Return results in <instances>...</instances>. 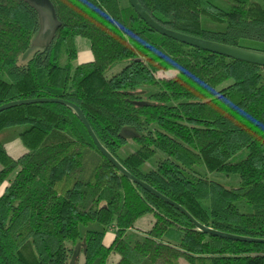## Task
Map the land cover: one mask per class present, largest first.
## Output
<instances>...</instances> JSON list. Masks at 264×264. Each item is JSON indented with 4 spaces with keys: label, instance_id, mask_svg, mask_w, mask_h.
Masks as SVG:
<instances>
[{
    "label": "trees",
    "instance_id": "trees-1",
    "mask_svg": "<svg viewBox=\"0 0 264 264\" xmlns=\"http://www.w3.org/2000/svg\"><path fill=\"white\" fill-rule=\"evenodd\" d=\"M49 1L54 38L20 64L39 14L27 0H0V105L75 103L127 170L200 223L264 238V66L162 35L128 0ZM139 1L166 28L264 51V0ZM76 36L89 40L92 59L73 66ZM20 124L26 152L13 156L0 140V264H72L77 248L83 264H264V243L199 231L121 174L70 107L0 112V132Z\"/></svg>",
    "mask_w": 264,
    "mask_h": 264
},
{
    "label": "water",
    "instance_id": "water-1",
    "mask_svg": "<svg viewBox=\"0 0 264 264\" xmlns=\"http://www.w3.org/2000/svg\"><path fill=\"white\" fill-rule=\"evenodd\" d=\"M30 3L33 4V6L36 8L39 14L40 18V28L39 33H37L36 36L42 35L41 29L43 24V17L41 14V4H51L49 0H27ZM130 5L134 8L135 12L141 17L142 20H144L151 28L155 29L157 32L161 33L162 35L171 37L175 40H178L182 43L188 44L193 47L201 48L203 50H207L210 52H214L220 55H224L229 58L250 62L254 64H258L261 66H264V51L259 50H253V49H247L242 47H236V46H230L227 44L207 40L204 38H200L197 36L185 34L183 32L175 31L169 28H166L162 26L159 22H157L151 15H149L146 10L143 8L139 0H128ZM52 5V4H51ZM53 7V5H52ZM54 9V7H53ZM55 13V10H54ZM56 17V14H55ZM58 26V20L56 17V25L53 26L50 29H47L46 32H44V36L41 38V44L39 45L40 48H46L53 40L56 28ZM33 39L32 43L33 45L36 42L37 37ZM31 43V45H32ZM36 102H58L62 103L68 107H70L79 117L85 128L87 129L88 133L90 134L94 144L97 146L99 151L106 157L108 160L119 170L121 174H123L125 177H127L131 182L141 185L145 190L149 191L153 195L157 196L158 198L162 199L163 201L173 205L176 207L180 212H182L185 216L189 218V220L194 225L195 229L202 231L206 234H211L214 236H218L220 238H226V239H232V240H238V241H245V242H261L264 243V238H255L250 236H242L237 235L229 232H224L220 230H216L214 228H211L209 226H206L202 223H200L195 217H193L182 205L175 202L174 200L170 199L166 195L162 194L158 190H156L153 186L148 184L147 182L139 179L135 175H133L129 170H127L118 160L117 158L111 154L103 146V144L98 139L97 135L95 134L93 128L91 127L87 117L81 110V108L76 105L75 103L61 99V98H54V97H36V98H26V99H18V100H12L6 103H3L0 105V112L8 109L10 107H14L17 105H23V104H29V103H36ZM121 135L123 137H131L136 135L133 129L131 128H124L121 131Z\"/></svg>",
    "mask_w": 264,
    "mask_h": 264
},
{
    "label": "rangeland",
    "instance_id": "rangeland-1",
    "mask_svg": "<svg viewBox=\"0 0 264 264\" xmlns=\"http://www.w3.org/2000/svg\"><path fill=\"white\" fill-rule=\"evenodd\" d=\"M121 2L123 4H126V0H121ZM41 14L43 17V24H42V29H41V34L42 35H38L36 36V42L35 44L31 45V47L24 52L23 54H21L19 56L18 59V63L20 64H24L26 63L35 53V50L37 48H40V44H41V38L44 36V32H46L47 29L52 28L53 26L56 25V17H55V13H54V9L52 7L51 4H41ZM203 24L207 27H212V28H216L218 27L216 24L211 23L209 20H207L206 18L203 17ZM39 33V31L37 32ZM75 41H76V47H77V51H78V57L76 58V60L73 61V66H76L77 64L85 61L86 59H90L89 57H91V49H90V43L89 40L87 38L81 37V36H76L75 37ZM88 57V58H86ZM125 64V61H120L117 64L113 65L111 68H109L107 70V74L110 75L116 71H118L123 65ZM140 90L142 92H153L155 91V88L151 87V86H142L140 87ZM28 126V124H20V125H13L10 126L4 130H2L0 132V140L3 141L5 143L6 146H9L12 142H14V138L16 137L17 131L25 129ZM19 139V138H18ZM20 140V139H19ZM22 143V142H21ZM22 146H24L22 144ZM121 154L125 155L126 151L122 150ZM240 157V156H239ZM148 165H144L143 168L146 169ZM216 177H219L220 179H224L223 176L220 175H216ZM149 216V215H147ZM147 218L146 216L141 218L138 222H137V226L141 227L143 224V220ZM114 234L112 232H109L105 235V243L108 244L111 242L112 238H113ZM114 254L111 255V257ZM110 257V258H111ZM84 262V253L80 251L79 248L76 249L74 255H73V259H72V264H83ZM110 264V262L108 263Z\"/></svg>",
    "mask_w": 264,
    "mask_h": 264
},
{
    "label": "crops",
    "instance_id": "crops-1",
    "mask_svg": "<svg viewBox=\"0 0 264 264\" xmlns=\"http://www.w3.org/2000/svg\"><path fill=\"white\" fill-rule=\"evenodd\" d=\"M77 57H78V51H77ZM86 58H88V57H86ZM89 58L90 59H86L85 61H89V60L92 59V52H91V57H89ZM85 61H83V62H85ZM13 140H14V142H12L9 146L5 145L7 151L11 155L19 156V155L23 154L24 152H26V148L24 146H22V143H21V141L18 138L15 137ZM111 258L113 260H115L117 258V256L113 255Z\"/></svg>",
    "mask_w": 264,
    "mask_h": 264
}]
</instances>
